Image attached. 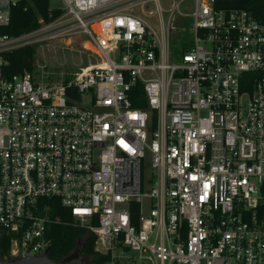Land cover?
<instances>
[{
  "label": "built area",
  "instance_id": "2783aa9c",
  "mask_svg": "<svg viewBox=\"0 0 264 264\" xmlns=\"http://www.w3.org/2000/svg\"><path fill=\"white\" fill-rule=\"evenodd\" d=\"M49 1L58 16L0 34L3 259L49 251L56 198L109 264L117 249L134 264H264V20L230 0ZM21 2L0 0L1 26ZM74 34L94 62L5 73L7 53Z\"/></svg>",
  "mask_w": 264,
  "mask_h": 264
},
{
  "label": "trees",
  "instance_id": "16d2710c",
  "mask_svg": "<svg viewBox=\"0 0 264 264\" xmlns=\"http://www.w3.org/2000/svg\"><path fill=\"white\" fill-rule=\"evenodd\" d=\"M33 5L25 10V3L21 2L13 7L11 22L7 26L0 25V34L19 35L33 30L39 26V16L51 20L58 16L56 11L52 17L49 15V0H32ZM234 6L247 8L261 20H264V0H230ZM87 47L95 49L91 43ZM36 47L26 46L18 48L6 54L7 64L4 71L8 75L21 74L26 70H33L35 65ZM140 99H133L136 107H146L145 91L138 86ZM51 205V217H59L60 220L52 222L47 226L46 237L49 240V257L58 261L74 252L79 242H82V256L88 260V264H109L112 253H102L97 250L98 237L87 227L73 219L71 211L62 206L58 199H45ZM10 249V237L0 235V257L8 256Z\"/></svg>",
  "mask_w": 264,
  "mask_h": 264
},
{
  "label": "rangeland",
  "instance_id": "374dc122",
  "mask_svg": "<svg viewBox=\"0 0 264 264\" xmlns=\"http://www.w3.org/2000/svg\"><path fill=\"white\" fill-rule=\"evenodd\" d=\"M191 3L193 2H188V5ZM189 11L190 9L186 10V12ZM177 22L181 25L184 23V19L179 17ZM181 26L189 28L191 23L188 22ZM94 29L101 32L97 26H94ZM71 37V42L69 43H67L68 39H66L68 37H65L49 42L42 48L38 47L36 50L37 64L40 66L46 65L48 70L55 73L63 72L69 74L94 62L95 54L91 50L92 48L86 50L84 47L85 37L78 34H74ZM178 37H190V33L184 31ZM97 247L101 248L102 244L99 242ZM116 252L123 257L122 261L118 262V264H134V256H138V252L129 249H117ZM136 262L137 264H148L146 260L136 259Z\"/></svg>",
  "mask_w": 264,
  "mask_h": 264
},
{
  "label": "water",
  "instance_id": "95a60500",
  "mask_svg": "<svg viewBox=\"0 0 264 264\" xmlns=\"http://www.w3.org/2000/svg\"><path fill=\"white\" fill-rule=\"evenodd\" d=\"M48 250V249H47ZM0 264H85L82 256V242L80 241L77 249L61 260L54 261L49 257V251L42 255H30L19 258L3 259L0 257Z\"/></svg>",
  "mask_w": 264,
  "mask_h": 264
},
{
  "label": "bare ground",
  "instance_id": "6f19581e",
  "mask_svg": "<svg viewBox=\"0 0 264 264\" xmlns=\"http://www.w3.org/2000/svg\"><path fill=\"white\" fill-rule=\"evenodd\" d=\"M94 26H97V27L99 28V30L101 31V26H100V24H96V25H94Z\"/></svg>",
  "mask_w": 264,
  "mask_h": 264
}]
</instances>
